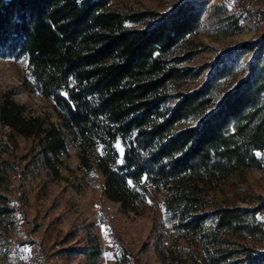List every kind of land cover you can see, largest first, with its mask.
Instances as JSON below:
<instances>
[{"label":"trees","instance_id":"16d2710c","mask_svg":"<svg viewBox=\"0 0 264 264\" xmlns=\"http://www.w3.org/2000/svg\"><path fill=\"white\" fill-rule=\"evenodd\" d=\"M116 2L0 0V58L27 60L31 91L58 119L27 115L15 88L0 90V232L22 219L9 195L31 175L60 180L71 145L120 213L135 212L151 190L161 195L166 229L156 228L154 249L162 262L264 264V250L248 244L264 235V200L247 208L216 198L227 180L264 171V57L239 70L256 47L249 42L214 65L185 66L196 55L190 39L206 22L231 21L230 11L203 0L167 13ZM20 139L29 143L23 155ZM92 238L59 255L101 264ZM111 238L112 264H142L113 230Z\"/></svg>","mask_w":264,"mask_h":264},{"label":"rangeland","instance_id":"374dc122","mask_svg":"<svg viewBox=\"0 0 264 264\" xmlns=\"http://www.w3.org/2000/svg\"><path fill=\"white\" fill-rule=\"evenodd\" d=\"M184 1L187 0H117L116 5L130 10L167 13ZM203 1L222 5L233 18L219 26L204 23L187 45V49L195 51L196 55L185 66L205 68L214 65L218 57L249 42L255 43L256 47L246 59L238 61V69L259 53L264 57V0H240L244 14L235 11V0ZM211 70L207 68L199 81L204 82ZM8 88H15L14 99L25 106L27 115L57 122L52 102L31 91L25 58H0V90ZM28 147V142L19 140L20 155L25 154ZM68 152L63 159L65 166L59 171L60 180L50 181L44 174L31 175L24 187H18L9 195L16 199L17 218L22 219L13 231L0 232V264H81L80 259H65L59 255V250L85 246L88 235L92 240V237L97 238L102 252L100 263L112 264V230L142 264H166L154 249L156 228L166 229L161 195L151 190L150 197L135 212L122 214L117 205L103 196L102 178L95 174L86 176L78 167L76 149L70 145ZM24 164L21 163V168ZM216 196L219 201L227 200L232 206L251 207L248 201L264 200V171L250 170L227 180ZM98 212L104 217L103 226L97 222ZM248 244L264 250V235L259 241ZM24 248L30 252L23 251Z\"/></svg>","mask_w":264,"mask_h":264},{"label":"built area","instance_id":"2783aa9c","mask_svg":"<svg viewBox=\"0 0 264 264\" xmlns=\"http://www.w3.org/2000/svg\"><path fill=\"white\" fill-rule=\"evenodd\" d=\"M233 6H234L235 11L238 14H244V12H243V6H242L240 0H235ZM261 11H263V10L261 9ZM96 219H97L98 224H100V226H103L104 225V217H103V215L101 213L98 212L96 214ZM15 257L18 260L19 254L18 253L15 254Z\"/></svg>","mask_w":264,"mask_h":264},{"label":"snow or ice","instance_id":"6c2138e0","mask_svg":"<svg viewBox=\"0 0 264 264\" xmlns=\"http://www.w3.org/2000/svg\"><path fill=\"white\" fill-rule=\"evenodd\" d=\"M21 63H23V61H21ZM62 95L67 96V93H62ZM117 147L120 148L119 143L117 144ZM122 151L123 150L121 149V152ZM100 152H101V155H103V148H102V146H101ZM257 155L264 156V154H262V153H257ZM145 180H146V178H145ZM127 183H128L129 186L135 187V185L133 184V181L132 180H128ZM149 203H151V201H149ZM104 234H105V236H107V230H105V233ZM22 250L23 251H26V252H30V249H28V248H24Z\"/></svg>","mask_w":264,"mask_h":264}]
</instances>
